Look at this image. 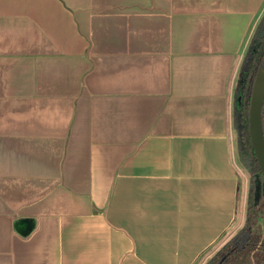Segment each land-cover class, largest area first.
Segmentation results:
<instances>
[{"label":"crops","instance_id":"1","mask_svg":"<svg viewBox=\"0 0 264 264\" xmlns=\"http://www.w3.org/2000/svg\"><path fill=\"white\" fill-rule=\"evenodd\" d=\"M263 12L0 0V264H196L241 226L233 107Z\"/></svg>","mask_w":264,"mask_h":264},{"label":"trees","instance_id":"2","mask_svg":"<svg viewBox=\"0 0 264 264\" xmlns=\"http://www.w3.org/2000/svg\"><path fill=\"white\" fill-rule=\"evenodd\" d=\"M261 67H264V12L241 63L233 107L238 159L249 173L245 218L239 231L206 264H264V171L249 131L253 86ZM262 120L264 129V102Z\"/></svg>","mask_w":264,"mask_h":264},{"label":"water","instance_id":"3","mask_svg":"<svg viewBox=\"0 0 264 264\" xmlns=\"http://www.w3.org/2000/svg\"><path fill=\"white\" fill-rule=\"evenodd\" d=\"M264 102V67H261L253 86L249 108V131L251 142L261 168L264 171V129L262 106Z\"/></svg>","mask_w":264,"mask_h":264},{"label":"rangeland","instance_id":"4","mask_svg":"<svg viewBox=\"0 0 264 264\" xmlns=\"http://www.w3.org/2000/svg\"><path fill=\"white\" fill-rule=\"evenodd\" d=\"M240 165L244 168V166L240 163ZM245 169V168H244ZM247 171V170H246ZM248 172V171H247ZM249 175V173H248ZM237 226V225H236ZM242 226V225H241ZM241 226L232 227L228 230L222 238L212 246L208 251H206L200 259L196 262V264H206L217 252L224 246V244L235 234L239 231Z\"/></svg>","mask_w":264,"mask_h":264}]
</instances>
